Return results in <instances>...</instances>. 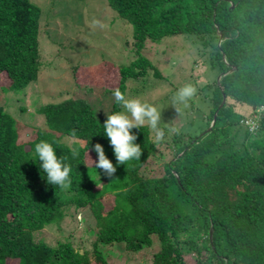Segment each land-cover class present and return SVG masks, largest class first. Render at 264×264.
<instances>
[{"label": "trees", "instance_id": "obj_1", "mask_svg": "<svg viewBox=\"0 0 264 264\" xmlns=\"http://www.w3.org/2000/svg\"><path fill=\"white\" fill-rule=\"evenodd\" d=\"M106 1L114 19L128 23L137 52L117 68L123 93L129 78L151 66L141 52L148 41L186 34L211 46V66L221 76L204 86H211L206 127L190 133L160 123L159 140L147 124L133 129L141 157L108 177L87 160L97 159L92 145L99 142L115 164L105 119L90 101L73 96L41 105L46 128L28 141L19 140L16 119L0 104V264H109L99 245L111 244L131 253L116 264H134L136 255L147 264H264V0ZM41 14L33 0H0V80L7 77L1 87L8 91L38 77ZM154 76L161 77L156 68ZM117 109L114 102L110 112ZM42 139L72 165L65 188L47 184L32 161ZM87 207L97 227L88 252L39 235Z\"/></svg>", "mask_w": 264, "mask_h": 264}, {"label": "rangeland", "instance_id": "obj_2", "mask_svg": "<svg viewBox=\"0 0 264 264\" xmlns=\"http://www.w3.org/2000/svg\"><path fill=\"white\" fill-rule=\"evenodd\" d=\"M33 1L42 9L38 77L24 89L12 91L1 87L3 83L8 84L5 75L2 74L0 80V104L16 119L21 141L31 140L39 128H46L45 116L38 108L48 102L58 103L80 96L90 101L99 119H106L105 112H110L114 103L111 92L118 88L117 68L131 61L137 53L128 23L122 18L114 19L116 12L106 0ZM148 42L141 52L151 66L144 77L127 80L125 96L156 106L161 111V124L190 133L204 129L210 108L209 95L205 94L211 93V86H204L220 75L211 66V46L186 34ZM155 68L161 77L154 76ZM185 84H191L195 91L187 106L178 104L176 110L171 105L173 95ZM252 110L244 111L252 117ZM56 133L64 141H70L68 136ZM96 229L87 207L72 211L59 227L51 225L38 233L52 246H57L59 239L64 238L88 252L96 238ZM99 248H103L109 264L131 258V253L119 244L99 245ZM132 259L134 264L150 261L138 255Z\"/></svg>", "mask_w": 264, "mask_h": 264}, {"label": "clouds", "instance_id": "obj_3", "mask_svg": "<svg viewBox=\"0 0 264 264\" xmlns=\"http://www.w3.org/2000/svg\"><path fill=\"white\" fill-rule=\"evenodd\" d=\"M194 91L195 89L191 84H185L177 88L173 95L171 105L175 106V109L178 104H183L186 107L187 101L193 95ZM111 95L118 109L105 112L106 119L102 123V134L107 137L108 143L112 148L115 164L105 154L104 147L99 142L92 145V150L96 152L97 159L93 162L90 158H87L96 173H98L97 169H99L100 172L108 177H111L116 172L118 166H125L126 162L141 157V144L136 142L137 133L133 129H141L143 125L147 124L155 130L156 140H159L163 134L159 126L161 122V111L156 106L139 98H128L119 88L113 89ZM174 130L169 129V131ZM70 151L72 157L75 159L77 155L76 149L70 148ZM33 152L35 158L32 161L37 164L40 174L43 173L41 176L47 184L54 188H65L71 183L70 173L72 165H70L67 157L57 152L53 142L42 139L33 145ZM79 163H83L89 167L86 161Z\"/></svg>", "mask_w": 264, "mask_h": 264}, {"label": "built area", "instance_id": "obj_4", "mask_svg": "<svg viewBox=\"0 0 264 264\" xmlns=\"http://www.w3.org/2000/svg\"><path fill=\"white\" fill-rule=\"evenodd\" d=\"M245 122L250 125V129L253 130L255 128V121L253 119H248V120H245Z\"/></svg>", "mask_w": 264, "mask_h": 264}, {"label": "water", "instance_id": "obj_5", "mask_svg": "<svg viewBox=\"0 0 264 264\" xmlns=\"http://www.w3.org/2000/svg\"><path fill=\"white\" fill-rule=\"evenodd\" d=\"M219 41H220V38H219ZM220 76H221V74L219 75L218 79L220 78ZM224 100H225V98H223L222 103L220 104V106L223 104ZM216 114H217V110H216V112H215V114H214V116H213V120H212L211 126H212V125L214 124V122H215ZM211 126H210L207 130H210ZM211 233H212V232H211Z\"/></svg>", "mask_w": 264, "mask_h": 264}]
</instances>
